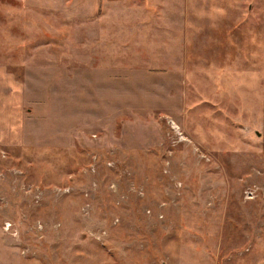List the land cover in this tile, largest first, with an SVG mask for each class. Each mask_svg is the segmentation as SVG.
<instances>
[{"label":"rangeland","instance_id":"obj_1","mask_svg":"<svg viewBox=\"0 0 264 264\" xmlns=\"http://www.w3.org/2000/svg\"><path fill=\"white\" fill-rule=\"evenodd\" d=\"M0 264H264V0H0Z\"/></svg>","mask_w":264,"mask_h":264}]
</instances>
